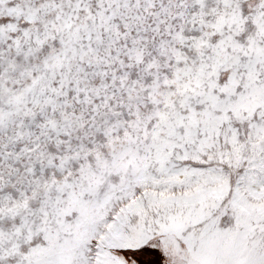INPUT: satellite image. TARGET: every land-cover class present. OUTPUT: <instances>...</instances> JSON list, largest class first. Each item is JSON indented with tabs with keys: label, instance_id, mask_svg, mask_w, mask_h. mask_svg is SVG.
<instances>
[{
	"label": "snow or ice",
	"instance_id": "1",
	"mask_svg": "<svg viewBox=\"0 0 264 264\" xmlns=\"http://www.w3.org/2000/svg\"><path fill=\"white\" fill-rule=\"evenodd\" d=\"M0 264H264V0H0Z\"/></svg>",
	"mask_w": 264,
	"mask_h": 264
}]
</instances>
